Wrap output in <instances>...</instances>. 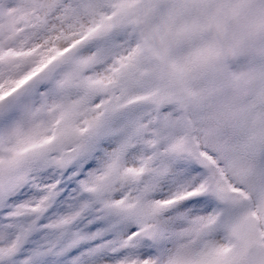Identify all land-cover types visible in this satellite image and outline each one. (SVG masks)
<instances>
[{
	"label": "snow or ice",
	"instance_id": "snow-or-ice-1",
	"mask_svg": "<svg viewBox=\"0 0 264 264\" xmlns=\"http://www.w3.org/2000/svg\"><path fill=\"white\" fill-rule=\"evenodd\" d=\"M0 264H264V0H0Z\"/></svg>",
	"mask_w": 264,
	"mask_h": 264
}]
</instances>
